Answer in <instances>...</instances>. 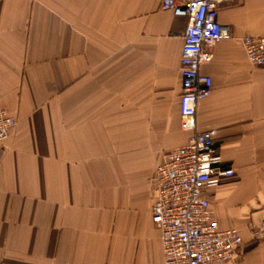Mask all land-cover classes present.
Segmentation results:
<instances>
[{
    "label": "crops",
    "instance_id": "1",
    "mask_svg": "<svg viewBox=\"0 0 264 264\" xmlns=\"http://www.w3.org/2000/svg\"><path fill=\"white\" fill-rule=\"evenodd\" d=\"M161 0H0V264H163L152 220L157 165L185 144L187 18ZM228 36L200 72L197 129L231 177L203 195L242 243L222 264H264V68L240 40L264 35V0L219 4Z\"/></svg>",
    "mask_w": 264,
    "mask_h": 264
},
{
    "label": "built area",
    "instance_id": "2",
    "mask_svg": "<svg viewBox=\"0 0 264 264\" xmlns=\"http://www.w3.org/2000/svg\"><path fill=\"white\" fill-rule=\"evenodd\" d=\"M240 0H161L160 9L185 16L187 26L181 47L180 128L189 136L185 144L168 152L157 165L152 220L160 230L163 264H222L233 258L242 243L240 231L221 229L205 187L231 177L233 170L219 166L221 157L214 143V131L197 129L198 100L211 93V77L200 72L212 58V47L228 31L217 20L219 4ZM252 66L264 68V35L240 40ZM16 124V119L0 105V143ZM255 236L264 237V219Z\"/></svg>",
    "mask_w": 264,
    "mask_h": 264
}]
</instances>
